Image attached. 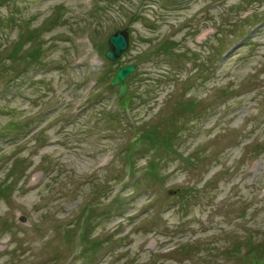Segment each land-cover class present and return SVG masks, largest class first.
Segmentation results:
<instances>
[{"label":"rangeland","instance_id":"obj_1","mask_svg":"<svg viewBox=\"0 0 264 264\" xmlns=\"http://www.w3.org/2000/svg\"><path fill=\"white\" fill-rule=\"evenodd\" d=\"M0 264H264V0H0Z\"/></svg>","mask_w":264,"mask_h":264},{"label":"water","instance_id":"obj_2","mask_svg":"<svg viewBox=\"0 0 264 264\" xmlns=\"http://www.w3.org/2000/svg\"><path fill=\"white\" fill-rule=\"evenodd\" d=\"M108 49L105 52V57L112 61L116 62L120 56L127 51L129 45V31L124 29L121 31L115 32L112 36L109 37ZM135 71V65L123 66L119 68L112 80V85H119V97L122 98L126 91V77ZM171 194V193H170Z\"/></svg>","mask_w":264,"mask_h":264},{"label":"trees","instance_id":"obj_3","mask_svg":"<svg viewBox=\"0 0 264 264\" xmlns=\"http://www.w3.org/2000/svg\"><path fill=\"white\" fill-rule=\"evenodd\" d=\"M17 51H18V50H17ZM112 75H113V73H112ZM112 75H110V77H109V73L107 74V76L109 77V80L111 79ZM144 137H145V138H144ZM143 138L146 139V140H148V139H150V135H148L147 133H145L144 136H143ZM143 138H142V139H143Z\"/></svg>","mask_w":264,"mask_h":264}]
</instances>
